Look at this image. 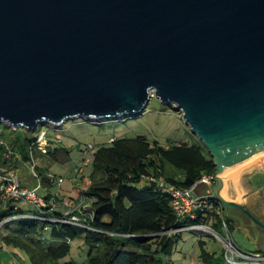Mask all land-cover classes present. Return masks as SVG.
Wrapping results in <instances>:
<instances>
[{"label": "water", "instance_id": "95a60500", "mask_svg": "<svg viewBox=\"0 0 264 264\" xmlns=\"http://www.w3.org/2000/svg\"><path fill=\"white\" fill-rule=\"evenodd\" d=\"M181 111L219 175L264 150V0H0V123ZM257 233V229H253Z\"/></svg>", "mask_w": 264, "mask_h": 264}, {"label": "trees", "instance_id": "16d2710c", "mask_svg": "<svg viewBox=\"0 0 264 264\" xmlns=\"http://www.w3.org/2000/svg\"><path fill=\"white\" fill-rule=\"evenodd\" d=\"M38 126L34 129L11 127L12 131L19 133L21 130L22 134L8 141L0 139V169H19L38 153L52 158L67 153L43 130L33 136L27 135ZM40 133H44L48 143L45 153L37 149ZM7 149L19 159L7 158ZM90 155L89 171L79 176L80 187L72 188L75 197L68 199L80 200L87 206L65 212L56 207L57 200L52 203L47 196H39L43 201L39 210H22L20 206L14 208L12 203L3 205L0 202V222L19 216L3 226L4 235L0 239L5 247L26 251L31 264H74L64 259L70 252L71 241L83 234L89 247L84 264H168L160 257L170 256L173 231L201 225L218 235L216 231H224L225 223L231 232V219L224 214L218 201L208 198L207 203L212 208L196 210L193 218L180 219L172 209L169 191L162 190L164 186L188 189L202 177L212 176L215 165L201 141L161 146L144 136L111 138L109 144L93 148ZM165 165L180 173L176 177L165 176ZM34 170L40 188L43 184L49 186L51 181L45 173L35 166ZM72 215L84 226L65 221ZM8 224L13 227H6ZM45 230L50 238L41 240ZM198 246L201 264H217V257L205 248L204 241L198 240Z\"/></svg>", "mask_w": 264, "mask_h": 264}, {"label": "rangeland", "instance_id": "374dc122", "mask_svg": "<svg viewBox=\"0 0 264 264\" xmlns=\"http://www.w3.org/2000/svg\"><path fill=\"white\" fill-rule=\"evenodd\" d=\"M49 125L58 128H50L47 123H43L39 124L36 131H28L27 135L33 136L43 130L47 132L50 139L56 140L57 145L65 149L67 153L63 157L57 156V158L39 155L38 153L33 156L31 162L20 165L17 174L21 185L26 188H32L37 184L29 170L30 165L41 169L45 175H52L54 177L53 182H49V186L43 184L38 189V195L49 197L52 203L57 200L60 205L56 203V207H59L60 210L63 207L61 205L62 200L67 201L70 197H75L72 188L80 187L78 184L80 182L79 176L85 175L89 171V166L83 163V159L90 155L84 151L87 146L97 148L100 145L109 144L111 138H134L136 136H144L148 141H156L161 146L179 143L195 144L200 141L199 137L191 132L182 112L162 104L156 96L149 99L138 116L102 120L72 118L57 125ZM18 134H22V131L16 133L12 131L11 126L0 123L1 140L8 141ZM79 167L83 171L75 173ZM229 168L221 172V174L224 172L221 190L223 198L243 205L249 204L254 208L257 207L255 204H259L256 213L264 217V156L258 159L254 165L236 173H234L235 170H229ZM179 173L180 171L165 165V176L174 175L176 177ZM59 178H62L63 182L57 185L56 179ZM213 183L210 181L206 188L204 186V191L208 190L209 195L211 194L209 186ZM64 207L66 210H70L69 207ZM20 208L27 211L34 210V206L31 204L20 205ZM6 227H13V225L8 224ZM3 229L4 227L0 229V234ZM173 232H175V236L172 251L170 256L160 257L163 263L201 264L198 256V240H202L205 242V248L217 257V264H231L225 260L224 249L218 237L211 233L208 228L196 232V234L189 229ZM216 234L221 237L225 236V232L222 230H217ZM42 235L45 240L50 238V233L46 230L43 231ZM230 235L242 252L258 253L260 256H264V249L242 231L234 228ZM88 250L89 247L84 236L80 234L71 241L70 252L64 260L74 264H84ZM12 258L17 259L18 263ZM0 264H31V259L26 251L13 246H6L5 250L0 248ZM240 264H245V262L241 260Z\"/></svg>", "mask_w": 264, "mask_h": 264}, {"label": "built area", "instance_id": "2783aa9c", "mask_svg": "<svg viewBox=\"0 0 264 264\" xmlns=\"http://www.w3.org/2000/svg\"><path fill=\"white\" fill-rule=\"evenodd\" d=\"M12 127V126H11ZM13 129L17 127H12ZM48 143L46 141L44 133H40L37 137V149L41 153H45V149ZM86 153H90L93 150L92 146H87ZM7 158H11L12 160H18L19 157L15 155L12 151L7 149V153L5 154ZM91 156L85 157L83 159L84 165H88ZM29 170L32 176L36 179L37 184L32 188L23 187L18 179V168L14 169H0V202L3 205L7 203H12L14 208L19 207L23 204H31L34 206L35 210H39L43 206V201L38 195V189L40 188V181L38 176L35 173L34 166L30 165ZM82 172V168H78L75 170V173ZM47 178L53 182L54 177L50 174L46 175ZM212 181L211 177H202L199 181L195 182L190 188L188 189H179L174 187H162L163 191H169L171 196V206L175 214L180 219L185 218H193L195 215L196 210H200L202 208H212L210 203H207L208 196H194V191L198 187V185H208L209 182ZM57 185L63 182L62 178L56 179ZM24 216V215H23ZM19 216H13L10 218H6L0 222V229L3 228L6 222L17 218ZM66 222L76 225V226H84L79 222V219L72 215L70 216ZM208 227L205 226H191V227H183L179 230L189 229L191 231L201 232V230L207 229ZM208 230L213 233L209 228ZM223 230L225 232V236L221 237L218 236L219 241L221 242L222 248L224 249L225 260L231 264H240L241 260L245 262V264H264V256H260L258 253H246L242 252L235 244L234 240L232 239L230 232L225 223H223ZM215 234V233H213ZM4 235L3 231L0 234L1 236ZM41 240H45L43 237ZM0 248L5 250L4 245L0 239Z\"/></svg>", "mask_w": 264, "mask_h": 264}, {"label": "crops", "instance_id": "0c3cea01", "mask_svg": "<svg viewBox=\"0 0 264 264\" xmlns=\"http://www.w3.org/2000/svg\"><path fill=\"white\" fill-rule=\"evenodd\" d=\"M204 186L206 188L207 185H203V184L198 185V187L194 191V194H195L194 196L195 197L204 196V195L205 196H208L209 195L208 190H205L204 191ZM80 204L82 206H87V205H85L86 203H84V202L82 204V201H80V200H75V201H72V200H67V201L62 200L61 201V205L63 206L62 207V210L65 211V212L72 211L73 209L79 207ZM247 205L249 206V204H247ZM64 206L69 207L70 210H66ZM233 210L234 209H231V210H229V212H226L224 210V214L231 219L232 229L235 228V229H238V230L242 231L252 241H254L258 246H260L262 249H264V234L261 231H258L257 233H254V231H252V229L254 228V224L252 222L250 224H246L244 226L242 219L239 216H237V213L234 212ZM254 213H255L256 217H258L259 219H261L264 222V217L258 215L256 213V211ZM12 260H14V261H16L18 263V260L17 259H15V258L13 259L12 258Z\"/></svg>", "mask_w": 264, "mask_h": 264}, {"label": "bare ground", "instance_id": "6f19581e", "mask_svg": "<svg viewBox=\"0 0 264 264\" xmlns=\"http://www.w3.org/2000/svg\"><path fill=\"white\" fill-rule=\"evenodd\" d=\"M263 156H264V150L258 151L256 153H253V154H251L249 156L244 157L242 160L238 161L234 165L229 166L230 168L227 167L226 169L227 170H228V168H229V170L233 169V170H235L234 173H236V172L241 171V170H243V169H245V168H247L249 166L254 165L258 161V159H261ZM223 173L218 176L219 180H220V185H221L219 187V189H218V193L222 197H223V194H222L221 190H222V187H223V185H222V183H223V180H222L223 179V176H222Z\"/></svg>", "mask_w": 264, "mask_h": 264}, {"label": "flooded vegetation", "instance_id": "af4514ba", "mask_svg": "<svg viewBox=\"0 0 264 264\" xmlns=\"http://www.w3.org/2000/svg\"><path fill=\"white\" fill-rule=\"evenodd\" d=\"M255 206H257V207H255L254 208V206H251V205H247V208L255 215V211H256V209H258L259 208V204H255ZM234 212H236L237 213V216H239L241 219H242V221H243V225L245 226L246 224H249V222L251 223H253L254 224V228L253 229H257L258 231H261L263 234H264V230L263 229H261L260 227H258L252 220H250L242 211H240V210H238V209H234L233 210ZM256 216V215H255ZM258 218V217H257ZM259 219V218H258ZM261 220V219H260ZM262 221V220H261ZM263 222V221H262ZM264 223V222H263ZM253 229H252V231H253Z\"/></svg>", "mask_w": 264, "mask_h": 264}]
</instances>
